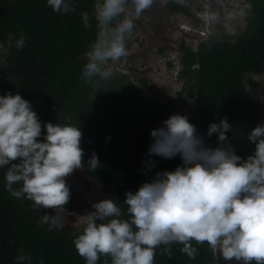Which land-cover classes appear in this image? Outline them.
<instances>
[{
    "label": "trees",
    "instance_id": "trees-1",
    "mask_svg": "<svg viewBox=\"0 0 264 264\" xmlns=\"http://www.w3.org/2000/svg\"><path fill=\"white\" fill-rule=\"evenodd\" d=\"M242 2L248 14L235 37L203 34L196 37L195 48L181 41L176 59L167 60L182 80L174 99L182 106L174 109L167 100L144 93V78L133 82L127 74L113 72L110 80L99 85L82 82L87 63L83 55L97 34L94 0H77L75 11L66 14L53 12L46 0H0V42L9 34L26 37L22 49L3 54L0 94L19 93L42 122L80 127L85 161L95 153L101 162L96 170L83 168L84 172L101 183V199L114 198L126 209V191L135 192L155 172L174 170L181 164L179 156H153L156 164L148 171L143 161L149 159L150 130L172 114L185 115L183 107L198 125L206 146H218L216 134L206 135L209 124L226 117L232 126L226 135L235 153L246 158L253 152L254 144L246 138L260 119L244 76L264 71V0ZM166 6L187 13L173 0ZM85 13L91 25L88 28L82 20ZM5 172L6 168H0V264H15L21 249L31 257V264H86L73 244L83 223L79 228L71 225L63 229L40 224L42 209H34L31 200L16 198L5 190ZM13 187L18 190L17 185ZM65 208L76 213L80 203L70 195ZM193 244L198 250L195 259L181 253V245L173 244L171 257L162 251L163 246L157 248L155 264H217L207 243ZM104 261L101 257L98 264ZM218 264L226 262L218 256Z\"/></svg>",
    "mask_w": 264,
    "mask_h": 264
},
{
    "label": "clouds",
    "instance_id": "clouds-1",
    "mask_svg": "<svg viewBox=\"0 0 264 264\" xmlns=\"http://www.w3.org/2000/svg\"><path fill=\"white\" fill-rule=\"evenodd\" d=\"M155 2L94 0L97 34L85 53L82 82L99 85L112 78L109 63L129 55L126 40L133 34L134 22L127 6L131 4L138 18ZM46 3L53 12L66 14L75 11L77 0ZM82 20L85 28L91 26L86 13ZM202 30L194 31L196 37L206 34ZM25 42L24 34L18 38L9 34L0 42V54L20 50ZM231 127L226 117L209 124L206 135L216 134V147L205 145L184 114H172L151 129L145 168L155 167L153 156H179L181 164L155 172L135 192L126 191V209L114 198L92 204L93 210L77 222L83 228L73 240L86 264H98L101 257L104 264L109 259L110 264H155L157 248L163 246L171 257L173 244L181 245L180 252L191 260L198 251L193 242L207 243L217 264L218 256L226 264H264V123L248 132L246 139L254 150L246 158L235 153L226 135ZM81 139L80 127L42 122L19 93L0 94V168H6L5 190L31 200L34 209L54 210L53 215L45 213L43 221L57 228L63 227L70 199L66 178L77 169L101 167L95 153L85 161ZM15 264H31V257L18 250Z\"/></svg>",
    "mask_w": 264,
    "mask_h": 264
},
{
    "label": "rangeland",
    "instance_id": "rangeland-1",
    "mask_svg": "<svg viewBox=\"0 0 264 264\" xmlns=\"http://www.w3.org/2000/svg\"><path fill=\"white\" fill-rule=\"evenodd\" d=\"M173 1L181 4L187 13L170 10L166 3L161 4L156 0L151 8L136 18L131 4L127 6L128 15L134 22L133 34L126 40L129 55L126 60L115 64L110 62L108 67H111L115 73L127 74L133 82L144 78L146 83L142 89L147 96L163 98L176 109L182 106V103L174 101L175 92L179 90L182 80L166 62L176 59L179 43L182 41L185 45L195 48L197 44L195 32L201 29L206 31V35L235 37L243 29L248 12L242 0ZM160 47L163 48L162 51H159ZM83 57L86 58L85 54ZM2 59L3 54H0V62ZM244 81L253 103L257 106L262 124L264 123V71L260 74H247L244 76ZM183 110L185 115L189 116L186 107H183ZM188 119L198 130V125ZM66 180L70 195L80 203V208L76 213L65 212L61 229L71 225L77 228V222L86 218L87 213L93 210L92 204L102 197L101 183L95 177L88 176L83 169L74 170ZM53 212L52 209H42L39 223L51 227L52 225L43 221V216L45 213L53 215Z\"/></svg>",
    "mask_w": 264,
    "mask_h": 264
}]
</instances>
